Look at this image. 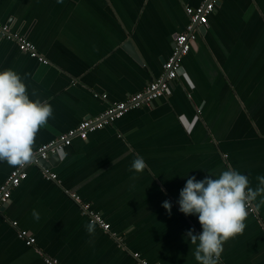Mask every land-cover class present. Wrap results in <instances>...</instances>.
Here are the masks:
<instances>
[{"label": "crops", "instance_id": "obj_1", "mask_svg": "<svg viewBox=\"0 0 264 264\" xmlns=\"http://www.w3.org/2000/svg\"><path fill=\"white\" fill-rule=\"evenodd\" d=\"M204 1L0 0V22L48 62L0 39V71H17L30 98L54 109L35 151L158 78L189 24L185 7ZM195 41L183 60L185 77L170 83L168 96L87 140L75 138L50 155L47 167H27L0 211V264H198L197 245L185 234L199 235L202 226L179 211L183 183L233 168L255 189L264 175V0H220ZM137 156L148 165L143 173L131 170ZM15 168L0 162V184ZM44 169L57 180L44 178ZM73 194L103 216L110 232L97 225L94 234L86 231L90 220ZM261 199L243 235L224 244L220 264H264ZM19 230L36 243L26 245Z\"/></svg>", "mask_w": 264, "mask_h": 264}, {"label": "clouds", "instance_id": "obj_2", "mask_svg": "<svg viewBox=\"0 0 264 264\" xmlns=\"http://www.w3.org/2000/svg\"><path fill=\"white\" fill-rule=\"evenodd\" d=\"M53 118L52 105L46 100L31 99L25 79L17 71H0V162L21 168L31 162L37 135ZM147 167L141 156L131 164V170L137 173H143ZM256 179L260 186L254 189L249 177L233 168L218 176L209 174L202 180L195 176L187 179L177 203L180 212L197 216L202 226L199 235L194 234L195 229L185 234L191 244L197 245L194 256L198 264H220L224 244L243 235L250 205L258 196L264 197V175ZM161 190L166 194V190ZM260 203L264 204V199ZM162 206L171 215V202L166 200ZM33 217L38 220L39 213L34 211ZM85 228L91 235L96 225L90 222Z\"/></svg>", "mask_w": 264, "mask_h": 264}, {"label": "built area", "instance_id": "obj_3", "mask_svg": "<svg viewBox=\"0 0 264 264\" xmlns=\"http://www.w3.org/2000/svg\"><path fill=\"white\" fill-rule=\"evenodd\" d=\"M220 0H205L196 7L186 6L185 11L189 18V24L183 33L176 36L173 50L170 56L163 64L161 75L150 82L143 90L130 95L121 102H115L101 114L95 117H89L80 122L75 128L68 130L57 138L42 144L35 151L34 159L24 167H16L7 178L0 184V211L10 201L12 191L19 187L28 177L27 167L30 164L40 165L41 161H47L52 154H57L64 148L70 146L75 138L87 140L90 133L103 129L105 126L113 124L116 120L122 118L130 110L138 109L142 106H148L155 100L166 97L170 94V83L174 80L185 77L183 60L191 51L192 44L196 40V27L204 26L215 11L216 5ZM0 39L14 42L20 51L29 54L33 58L39 59L43 63L47 60L39 54L36 47L23 35L13 32L9 25L0 22ZM99 95H96V97ZM106 98V95H102ZM43 176L47 180H57V175L49 169H44ZM74 200L81 206L82 211L88 216L90 222H94L103 231L110 232L111 225L105 221L103 216L94 211L90 204L83 203L79 196L72 195ZM255 207L252 204L249 207V213H255ZM14 227L17 222L12 223ZM18 237L28 246H33L36 239L25 230L18 231ZM139 258V254H134ZM49 264H57L56 261H49ZM141 264H148L146 260H141Z\"/></svg>", "mask_w": 264, "mask_h": 264}, {"label": "water", "instance_id": "obj_4", "mask_svg": "<svg viewBox=\"0 0 264 264\" xmlns=\"http://www.w3.org/2000/svg\"><path fill=\"white\" fill-rule=\"evenodd\" d=\"M198 27H202V26H197L196 28H198ZM129 47H130V46L128 45L127 49H128ZM192 47H193V48H196V47H197V41H194V42H193ZM130 51H131V55H132L133 57H137L136 54L134 53L133 49L130 50ZM137 59L139 60L138 57H137ZM40 165H43L44 167H47V166H48L47 161H41V162H40Z\"/></svg>", "mask_w": 264, "mask_h": 264}, {"label": "rangeland", "instance_id": "obj_5", "mask_svg": "<svg viewBox=\"0 0 264 264\" xmlns=\"http://www.w3.org/2000/svg\"><path fill=\"white\" fill-rule=\"evenodd\" d=\"M196 177V176H195ZM187 181V180H186ZM186 181L183 183V188H184V185L186 184Z\"/></svg>", "mask_w": 264, "mask_h": 264}]
</instances>
